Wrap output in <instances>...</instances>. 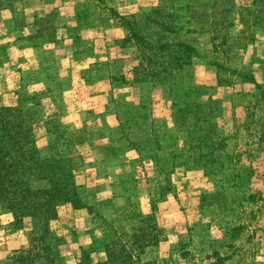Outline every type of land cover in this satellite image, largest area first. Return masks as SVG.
<instances>
[{
  "label": "rangeland",
  "instance_id": "374dc122",
  "mask_svg": "<svg viewBox=\"0 0 264 264\" xmlns=\"http://www.w3.org/2000/svg\"><path fill=\"white\" fill-rule=\"evenodd\" d=\"M193 5L0 0V108L70 162L76 200L45 224L0 207V264L42 224L52 264H106L111 239L121 264H264V0H219L212 25ZM153 30L184 57L148 78L131 34L150 53Z\"/></svg>",
  "mask_w": 264,
  "mask_h": 264
},
{
  "label": "trees",
  "instance_id": "16d2710c",
  "mask_svg": "<svg viewBox=\"0 0 264 264\" xmlns=\"http://www.w3.org/2000/svg\"><path fill=\"white\" fill-rule=\"evenodd\" d=\"M191 1L195 6L196 4L200 5V9L208 8L204 16L211 19L208 25H212L219 0ZM192 13L197 15V9L194 8ZM171 16V13H166L161 15V19H170ZM143 20H146L144 16ZM132 25L133 28L137 27V22L133 21ZM157 36V32L154 30L147 36L155 47L152 52L146 53L142 51V48H144L143 44L147 42L143 41V38L137 37L136 34H131V38L139 42L137 48L140 59L149 62L148 67L139 64L136 68L137 75L157 78L167 74L170 69L183 65V53L175 51L171 46H166V43L164 45L158 43ZM176 46H179V42ZM182 48L187 50V45H183ZM260 97L262 96L260 95ZM10 113V109L8 111L7 108H0V207L9 209L17 217L35 216L42 219L45 224V221L53 219L55 207L62 203H76L74 193L69 189L70 162L66 159L59 162L52 157L39 161L33 156L34 148L30 144L29 135L22 129L21 121L12 119ZM44 168L51 178L49 179L51 184L47 188H31L28 180L20 175L32 169L44 171ZM43 224L41 226H47ZM44 227L32 231L29 246L27 249H20L13 253L12 264L53 263L49 246L43 242L44 235L49 232ZM117 246L118 242L115 239H111L105 244L106 264L122 263V260L119 259L120 251Z\"/></svg>",
  "mask_w": 264,
  "mask_h": 264
}]
</instances>
